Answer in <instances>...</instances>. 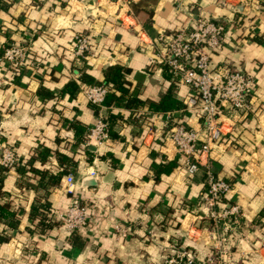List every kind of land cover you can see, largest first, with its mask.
Masks as SVG:
<instances>
[{"label":"crops","instance_id":"obj_1","mask_svg":"<svg viewBox=\"0 0 264 264\" xmlns=\"http://www.w3.org/2000/svg\"><path fill=\"white\" fill-rule=\"evenodd\" d=\"M197 19L224 26L213 67L241 69L256 79L250 111L226 114L228 141L213 145L210 160L216 176L232 186L224 201L243 214L232 258L264 264V0H0V54L9 44H25L29 52L21 68L0 66V141L13 145L31 169L21 175L0 170V264H160L174 237L194 245L198 258L211 253L214 236L199 242L191 232L199 223L202 174L191 177L172 159L165 122L168 114L198 130V110L184 104L189 88L168 80L154 59L163 37ZM76 34L89 39L86 60L71 51ZM113 65L129 71L125 87L140 104L107 103L102 114L108 123L110 114L116 117V136L84 147L99 111L83 90L102 83ZM166 97L178 108H149ZM42 149L45 159L31 161ZM41 171L65 173L47 184ZM68 174L70 185L64 183ZM75 202L96 219L69 232L61 216ZM32 206L39 207L33 217ZM115 225L129 227L128 236Z\"/></svg>","mask_w":264,"mask_h":264},{"label":"built area","instance_id":"obj_2","mask_svg":"<svg viewBox=\"0 0 264 264\" xmlns=\"http://www.w3.org/2000/svg\"><path fill=\"white\" fill-rule=\"evenodd\" d=\"M223 31L224 26L220 23L197 19L188 27L179 28L163 37L159 41L161 46L154 58L159 65L169 69L175 77L176 84L189 88L190 95L184 104L187 108L198 110L197 115L200 119L198 130L173 121L167 114L165 121L167 140L173 149L172 159L179 161L188 175L195 177L198 173L202 174L205 189L197 204V210L203 215L199 220L213 223L208 233L216 240L212 244L211 253L201 258L184 245L180 244L179 251L176 245L172 248L174 244L180 243L174 240L168 248L171 253L164 258L163 264H220L226 256L231 257L234 253L231 244L233 234L242 236L238 233L243 217L242 211L237 204L224 201L232 186L229 181L219 179L213 172L210 153L213 145H219L230 135V126L224 129L226 114L237 115L250 111V98L256 87V79L252 73L241 69L213 67L211 54L220 48ZM71 51L80 60H86L91 56L88 37L76 34L73 37ZM28 54L25 44L6 45L0 54V66L13 70L21 68ZM2 83L3 77L0 74V86ZM109 91V86L103 82L90 85L83 90L87 102L99 111L96 123L85 132L84 147L90 144L97 147L110 139L108 121L102 114L106 108ZM134 115L137 114L134 112ZM22 163L14 146L0 141V169L6 172L17 171ZM91 175H94V172ZM73 181L74 177L71 174L64 178L66 185L72 184ZM61 219L69 232H76L95 221L96 215L75 202ZM114 230L122 237H127L130 228L115 225ZM236 263L244 264L240 260H236Z\"/></svg>","mask_w":264,"mask_h":264},{"label":"trees","instance_id":"obj_3","mask_svg":"<svg viewBox=\"0 0 264 264\" xmlns=\"http://www.w3.org/2000/svg\"><path fill=\"white\" fill-rule=\"evenodd\" d=\"M81 62H85V61H81ZM80 66V65H79ZM77 66V70L80 73L79 76L82 80L86 81L89 84H92V79L91 77L86 74L85 72L82 71L81 67ZM162 69L164 71V75L166 76V78L169 80H175V77L172 76L171 72L169 71V69L166 66H162ZM128 70L124 67H122L121 65H113V66H109L104 70V79H103V83H105L106 85L109 86L110 91L107 94L106 97V104L110 103L111 100L115 101V100H120L119 102L124 101L123 104H125L126 106H131L132 104H140L139 100L136 99L133 96L128 95V89L125 87V82H124V78L125 75L128 74ZM114 91H120L121 95L120 96H115ZM127 95V96H126ZM126 96V97H125ZM150 109L154 110V111H166V110H170L171 108H178L175 101L170 99L169 97H166L165 99L163 98L162 100H160V102L156 103H151L149 106ZM109 118L111 119V123H108V133L110 137H115V133L113 134L112 132V126L113 124L117 125L118 121H116V117H114L112 114H110ZM119 119V118H118ZM47 154L46 150H41L40 152H38L36 154V156H32L31 157V161H33L36 157L41 161L45 159V156ZM167 165L170 167H173L172 163H167ZM27 164L24 162L22 163V166L19 167L17 169V173L19 175L24 174V170H26V172H30V166L28 164V169H27ZM164 169V167L160 168ZM3 170V169H0ZM165 171V169H164ZM167 171V170H166ZM40 173V178L41 179H45L47 181V184H57L58 183V176L63 173H65V171H62L59 173V175L56 176H51L48 175L45 171H41ZM159 173V171H158ZM46 205V204H45ZM44 205V206H45ZM46 209V208H45ZM189 211H192V207L189 205L187 206V209ZM37 212H39V207L37 206H32L31 208V216H35V214H37ZM40 216L41 219H44L40 214H38ZM41 219L38 221V225L39 227L42 226L43 228L47 229L49 226L45 225L44 222L41 221ZM35 220V219H33Z\"/></svg>","mask_w":264,"mask_h":264},{"label":"rangeland","instance_id":"obj_4","mask_svg":"<svg viewBox=\"0 0 264 264\" xmlns=\"http://www.w3.org/2000/svg\"><path fill=\"white\" fill-rule=\"evenodd\" d=\"M195 214L197 215V216H203V215H201V212L200 211H198L197 210V207H196V212H195ZM196 221H199V223L197 224H195L196 226L194 227V229H195V231L196 230H199V231H202V234H198V233H196V232H194V229L193 228H191V232H192V234H194V237H196L195 239H196V241L198 240L199 242L200 241H202V240H204V239H208V240H210L209 238H208V235L209 234H207L208 233V231H210L211 229V227L213 226V223L212 222H207L206 220H199V217H197V220ZM210 237V236H209ZM211 239H212V237H210ZM174 239H177V240H179L180 238L179 237H174ZM213 242H216V240H213ZM182 243H183V241L181 242V243H177V244H174V246L172 247V248H175V245H176V248H177V251H179V246H180V244L182 245ZM191 245V244H190ZM192 247H194V245H191L190 247H187L188 249H190L191 251H195V247L194 248H192ZM169 246H167V248H166V250H163L164 252H163V255H162V261H161V263L160 264H163V260H164V258L169 254V253H171V251H169ZM165 249V248H164ZM174 251H176L175 249H174ZM233 254L231 255V257H229V256H226V259H224V260H222L221 261V263L220 264H235V261L236 260H234L233 258ZM228 259V260H227ZM239 262V261H238ZM237 262V263H238ZM236 263V264H237Z\"/></svg>","mask_w":264,"mask_h":264}]
</instances>
